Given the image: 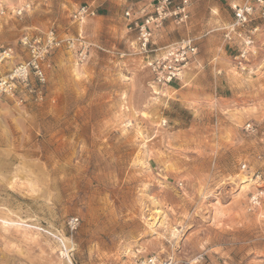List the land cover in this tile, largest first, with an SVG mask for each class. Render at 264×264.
<instances>
[{
  "label": "rangeland",
  "instance_id": "obj_1",
  "mask_svg": "<svg viewBox=\"0 0 264 264\" xmlns=\"http://www.w3.org/2000/svg\"><path fill=\"white\" fill-rule=\"evenodd\" d=\"M247 1L191 0L145 51L133 24L157 1L0 0V264H264V24L245 58L233 31ZM188 40L161 84L151 63ZM33 60L44 82L10 78Z\"/></svg>",
  "mask_w": 264,
  "mask_h": 264
},
{
  "label": "built area",
  "instance_id": "obj_2",
  "mask_svg": "<svg viewBox=\"0 0 264 264\" xmlns=\"http://www.w3.org/2000/svg\"><path fill=\"white\" fill-rule=\"evenodd\" d=\"M157 1L154 14L146 16L142 21L137 19L134 22V29L137 31L138 41L141 48L145 51L150 47L154 36V29L163 25L166 19L175 20L178 24L188 18L186 14V5L191 0H183V7L181 3L177 7H173V0H153ZM96 16V11L89 5L81 6L75 13L73 18L77 21H83L87 18ZM126 18H131V9L125 13ZM260 21L264 24V0H248L244 5L235 6V23L234 29H244V33L240 34L244 45L242 49V57L245 58L254 47V35L258 31V27H253L254 22ZM228 36V35H227ZM27 39V38H26ZM25 39L24 44H27ZM197 55V47L191 40L179 43L166 51L163 57L153 61L151 67L158 75V81L163 85L170 84L174 79L181 78L184 68ZM81 60H84L86 53L82 52ZM30 69L40 82L45 81V76L36 60H33L28 66H20L15 70V73L10 77L11 79L18 78L22 75L28 74ZM10 81L6 78L0 82V87L6 89L10 86ZM11 87V86H10Z\"/></svg>",
  "mask_w": 264,
  "mask_h": 264
}]
</instances>
